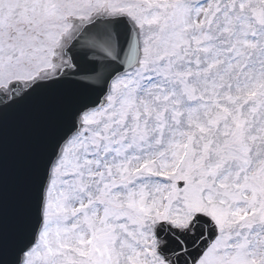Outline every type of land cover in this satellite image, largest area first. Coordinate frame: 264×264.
I'll use <instances>...</instances> for the list:
<instances>
[{
	"label": "snow or ice",
	"instance_id": "snow-or-ice-1",
	"mask_svg": "<svg viewBox=\"0 0 264 264\" xmlns=\"http://www.w3.org/2000/svg\"><path fill=\"white\" fill-rule=\"evenodd\" d=\"M0 264H264V0H0Z\"/></svg>",
	"mask_w": 264,
	"mask_h": 264
}]
</instances>
